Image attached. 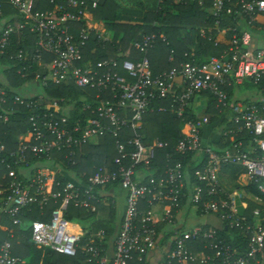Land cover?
<instances>
[{
  "label": "built area",
  "instance_id": "obj_1",
  "mask_svg": "<svg viewBox=\"0 0 264 264\" xmlns=\"http://www.w3.org/2000/svg\"><path fill=\"white\" fill-rule=\"evenodd\" d=\"M48 3L52 6L50 11H39L36 0H0V56L15 61L20 67L16 73L21 77L29 72L32 83L41 89L72 82L78 88L108 96L100 99L97 94L96 106L86 105L90 116L85 118L83 127L71 126L57 102H46L40 97L33 100V95L11 98L13 105L25 106L31 115L15 151H7L0 142V168L5 169L2 179L7 180V187L0 190V224L3 219L10 224L0 243V264H26L12 254L11 241L17 237L11 229L20 228L25 209L33 204L43 207L49 201L58 207L47 222H27L30 240L55 254L74 256L81 240V226L67 220L65 211L72 206L93 214L96 222L99 206L106 205L113 188L123 192L124 209L108 264H128L134 258L143 262L154 252L161 254V264H264V230L238 214V207H246L245 194L241 190L224 192L219 184L222 169L233 165L245 170L248 181H264V49H254L247 33L233 35L219 58L201 65L184 62L152 76L148 53L157 36L150 33L132 44L140 55L137 61L120 62V57L114 55L92 65L83 60L88 43L111 42L109 33L87 23L88 11L97 10V2ZM224 10L226 14L243 15L251 26L256 14L264 15V0H239L233 5L230 0H213L211 12L215 16ZM73 25H81L77 36L72 33ZM160 38L166 43L164 36ZM170 55L171 62L173 51ZM119 70L129 80L122 79ZM245 83L261 93L259 101L228 103L226 89ZM7 93L0 85V121L4 123L8 120L2 113L9 100ZM202 94L211 97L220 114L229 111L225 123L215 127V141L224 147L202 144L201 133L211 118L206 113L183 124L182 137L174 147L177 155L193 154L192 176H188L182 163L172 162L170 156L166 157L163 173L157 177L146 174L143 169L155 163V152L167 146L157 140L143 145L138 134L144 115L154 110L153 101L169 98L171 112L184 119L189 103ZM105 136L114 139L115 157L85 180H56L62 168L52 153L73 158L82 146L95 144ZM234 137L238 141H233ZM29 157L45 159V163L31 167ZM21 166L24 169H19ZM256 188L264 195V185ZM142 205L146 210H142ZM186 207L196 213L199 222L189 229L177 230L176 218ZM260 213L259 209L252 212L254 216ZM208 217L214 221L207 222ZM222 227L240 229L248 235L246 254L235 257L234 250L216 238L215 229ZM165 228H171L167 234L171 236L163 239V235L167 236L163 234ZM94 239H104V231L91 234L83 250L90 259L105 264V258L92 246ZM196 244L201 245L202 251L193 253L190 250Z\"/></svg>",
  "mask_w": 264,
  "mask_h": 264
},
{
  "label": "trees",
  "instance_id": "obj_2",
  "mask_svg": "<svg viewBox=\"0 0 264 264\" xmlns=\"http://www.w3.org/2000/svg\"><path fill=\"white\" fill-rule=\"evenodd\" d=\"M236 1L239 0H230V5H233ZM243 1L249 2L250 0ZM63 2L64 0H55L56 4H62ZM212 2L213 0H161L155 15L148 20L146 25L137 27L115 24L110 22L109 17L100 16L105 21L108 31L112 33V35L110 34L111 42L88 43L87 48L83 52V60L95 65L107 57L105 56L107 51H111V56H114L117 52L123 53V57L119 59L120 62L124 60L137 61L140 55L133 49L132 44L137 41L139 42L142 35L150 33H154L157 36L152 49L148 53L152 76H157L162 72L177 68L184 62L192 61L194 64L200 65L206 63L210 58H218L228 49L232 36H240V29L237 26L239 16L237 17L236 14H226L225 10L215 16L211 12ZM35 8L39 11H50L52 6L49 5L48 0H36ZM240 17H243V15ZM152 23H155L153 28L151 27ZM80 28L81 25H73L71 29L72 33L77 36ZM257 28L255 29L258 30ZM160 35L165 37L166 43L161 40ZM196 42L198 43V50L192 58H189V55L192 54L191 47ZM171 51H173V55L170 62ZM0 65L4 67L2 71L3 80L0 81V85L7 90L9 98L2 111L3 114L7 115L8 120L5 123L0 121V142L5 146L7 151L11 152L17 149L18 137L25 133L28 127V118L31 115V110L25 106L13 105L11 98L14 96L28 98L26 94H22V90L24 91L26 84L32 83V76L29 72L24 73V77L18 75L16 70L20 68L19 65L15 61L9 60L8 57L0 56ZM118 74L122 79L129 80L122 71L119 70ZM232 88L226 89L228 103L232 95ZM97 94L100 95V99H106L108 96L107 93L81 89L76 87L72 82H65L43 88V96L40 98L46 102H57L61 109L64 110H62L63 115L66 114L71 126L79 125L83 127L85 125V118L90 116V112L85 107L88 104L92 108L96 106L98 99L96 100L95 96ZM202 96L206 97L208 108L210 106L212 108V110H210L211 108L209 109L210 113H208L211 116L209 125L214 124L215 126H219L224 124V118L229 114V111L223 110L220 114L215 110V103L211 97L206 94H202ZM38 98L33 97L31 99L35 100ZM152 106L154 110L144 115L138 134L142 138L143 145H150L154 140H157L167 144V146L155 152V163L150 168L143 169V171L146 174L151 173L157 177L163 173L166 157L170 156L172 162L182 163L188 176H192L191 174L195 169L193 154L180 156L174 152L175 145L182 137L183 124L187 121H194L197 118L191 103H189L185 111L184 119L177 118L171 112L172 104L169 98L163 100L155 99ZM159 108L165 109V112H159ZM233 141H238V137L233 139ZM227 145H229V140ZM52 155L62 168L61 175L56 177L57 181L65 183L69 180H85L97 168L115 157L114 139L111 136H105L100 138L95 144L82 146L76 151L73 158H65V154L57 155L56 153H52ZM69 161L75 162V165L72 166ZM29 162V165L33 167L39 163H45V159L37 160L29 157ZM19 169H24V167L21 166ZM4 173L5 169L0 168V190L7 187V180L2 179ZM81 175L84 177H81ZM189 180L192 184L193 179L189 177ZM262 183L264 181L248 182L244 188L247 194V208L245 211L239 210V215L244 216L248 223L253 224L255 220L252 218L251 213L253 210L259 209L262 218L260 225L264 229L263 203L256 201V197L264 199V196L256 191V187ZM57 207L58 204L49 201L43 207L33 204L28 209H25L26 214L22 218L20 228L11 229L17 237L11 241L12 254L22 259L26 264H98L96 262L97 259H90V256L83 249L89 244L91 233L102 230L104 231V239H94L92 246L98 249L100 256L104 255L105 242L113 238L116 225L115 211L112 210L111 204L108 207L99 206V211L104 213L105 217H100L96 222H94L95 216L93 214L68 206L65 211V218L73 224L81 226V240L76 254L72 257L55 254L46 248L35 245L31 242L29 232L27 231L28 221L47 222L50 219L51 213ZM142 210H146L145 205H142ZM7 230H10V224L8 220L3 219L0 224V243L5 239ZM215 232L217 239H222L225 245L234 250L235 257L246 254L248 235H245L240 229L229 227L225 229L222 227L216 228ZM169 235L171 236V234ZM169 235H163V239L169 238ZM188 245L192 246V243ZM200 246V244H196L190 251L193 253L202 251ZM88 260L90 261L88 262ZM128 264L146 263L145 261L137 262L134 258ZM215 264L222 263L216 261Z\"/></svg>",
  "mask_w": 264,
  "mask_h": 264
},
{
  "label": "crops",
  "instance_id": "obj_3",
  "mask_svg": "<svg viewBox=\"0 0 264 264\" xmlns=\"http://www.w3.org/2000/svg\"><path fill=\"white\" fill-rule=\"evenodd\" d=\"M97 2L98 8L97 13L93 12L92 10L88 11V19L87 23L88 25L92 26L93 28L97 30H102L110 33L108 29L105 26V21L102 20L100 16H107L111 20L110 22H113L115 24L119 25H126V26H144L148 22V20L155 15L159 8V4L161 0H92ZM239 15H237L238 17ZM242 16V15H240ZM238 17L237 19V26L240 29V36L242 34H248L251 38V45L254 49H264V15L262 14H256L253 18V22L251 26L248 25L247 20L244 17ZM100 17V18H99ZM258 27L256 30L255 28ZM118 43V41H117ZM198 50V43L196 42L193 47H191V55H189V58H192L193 55ZM112 52L107 51L105 53V56H111ZM115 54V53H113ZM120 57V59L123 57V53L117 52V54ZM187 57V56H186ZM219 58V57H218ZM211 59V58H210ZM204 64V63H203ZM201 65V64H200ZM231 98L230 103L240 102V103H250L255 104L259 101L261 97V93L252 88V86L249 85V83H245L241 86H233L231 91ZM206 97L200 95L198 97H195L193 101L191 102L192 109L197 117H201L206 115V113H210V110H212L211 106L208 108V101L205 99ZM211 108V109H210ZM210 109V110H209ZM215 126L209 125L202 131L201 138H202V144L207 147L212 148H223L224 145L216 143L215 138L217 137L215 132ZM247 176L245 173V170L238 165L228 166L222 169V171L219 174V184L221 186V189L224 192L231 193L234 191L241 190L245 194V198L243 201V204L246 205L245 208L242 206L238 207V214L239 210L245 211L247 208V194L245 192V187L248 184ZM264 185V183H262ZM117 188H113L112 190H109L110 196L109 200L107 201L106 205H100L104 207H108L109 204H111L112 210L115 211V229H114V239H109L105 242V248H104V255L105 258V264H108L110 260L113 257V251H114V240L117 235L119 225L122 218V213L124 209V194L117 191ZM256 191L261 194L257 188ZM263 195V194H261ZM264 196V195H263ZM258 198V200H257ZM257 202H264V199L260 197H256ZM264 204V203H263ZM256 210V209H255ZM264 210V209H263ZM254 211V210H253ZM252 211V212H253ZM100 217H105L104 213H101L99 211ZM252 218H254L255 222L253 224H256L257 226H260L261 221V213L259 216H254L252 213ZM240 216V215H239ZM242 216V215H241ZM97 219V221H98ZM207 222H213L214 219L212 217L206 218ZM199 222L196 218V213H193L191 211V208L186 207L183 208V210L180 212L178 217L176 218V224L174 227L177 230H183V229H189L192 224ZM171 228H165L163 230V234L167 235L170 232ZM174 229V228H172ZM263 229V227H262ZM264 230V229H263ZM102 231V230H99ZM97 231V232H99ZM95 233H91L92 235H95ZM171 233V232H170ZM100 240V239H98ZM103 240V239H101ZM146 264H161L162 263V256L158 252L151 253L145 260Z\"/></svg>",
  "mask_w": 264,
  "mask_h": 264
},
{
  "label": "rangeland",
  "instance_id": "obj_4",
  "mask_svg": "<svg viewBox=\"0 0 264 264\" xmlns=\"http://www.w3.org/2000/svg\"><path fill=\"white\" fill-rule=\"evenodd\" d=\"M4 67L0 65V81L3 80V71ZM25 91V92H24ZM24 91L22 90V94L27 97L34 95L35 97H42V89L36 83H28L24 86ZM123 194L121 190H117ZM113 239V238H111Z\"/></svg>",
  "mask_w": 264,
  "mask_h": 264
}]
</instances>
